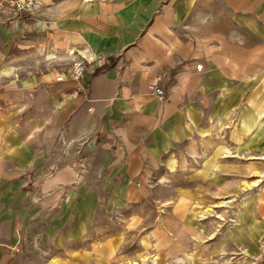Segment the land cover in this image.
Returning a JSON list of instances; mask_svg holds the SVG:
<instances>
[{"label":"crops","instance_id":"obj_1","mask_svg":"<svg viewBox=\"0 0 264 264\" xmlns=\"http://www.w3.org/2000/svg\"><path fill=\"white\" fill-rule=\"evenodd\" d=\"M229 198L256 246L264 0H41L32 20L0 16V264H210L219 245L193 216Z\"/></svg>","mask_w":264,"mask_h":264},{"label":"rangeland","instance_id":"obj_2","mask_svg":"<svg viewBox=\"0 0 264 264\" xmlns=\"http://www.w3.org/2000/svg\"><path fill=\"white\" fill-rule=\"evenodd\" d=\"M257 178L258 177H255V179ZM255 181L256 180L249 183L247 181H244L243 186L247 188L249 185H254ZM260 183L261 182L258 181L256 182V184ZM241 205L242 203H237L231 198L223 199L219 201V203L206 205L205 207L201 208L198 213L194 214L193 219L196 220L197 225L192 228L191 231L197 238V240L201 242L208 241V243L216 242L219 245L216 249L217 252L215 251L216 254H213L214 256L212 257V259L208 260L210 261V264H264V236L257 240L256 246L249 244V247L247 248L241 243V241H246L247 237L254 239L257 234L255 229L251 227L248 228L247 233H244L241 229V222L237 220V217H240L242 214V212L239 211ZM144 211L147 215H150L154 213L155 209L153 207H147L146 209H144ZM244 213L245 211L243 212V214ZM161 214L163 213L161 212ZM177 228L181 232L185 230L183 224H181V226ZM239 237H241V240ZM217 240L219 242H217ZM248 249L253 253H250ZM186 258L187 257L183 255L176 257L175 264H188L186 262ZM135 263L158 264V261L156 257L145 254L144 256L140 255V257L136 256L128 258L125 261H119L116 264ZM21 264L60 263L54 257H50V255H48V252L40 253L37 251H33L31 254L23 256Z\"/></svg>","mask_w":264,"mask_h":264},{"label":"built area","instance_id":"obj_3","mask_svg":"<svg viewBox=\"0 0 264 264\" xmlns=\"http://www.w3.org/2000/svg\"><path fill=\"white\" fill-rule=\"evenodd\" d=\"M39 4V0H0V16L5 21H29L37 13ZM84 68L82 61H72L68 69L70 80L76 83L82 81ZM55 81H62V76L59 73L55 77ZM148 89L157 97H163V91L157 85L151 84Z\"/></svg>","mask_w":264,"mask_h":264},{"label":"bare ground","instance_id":"obj_4","mask_svg":"<svg viewBox=\"0 0 264 264\" xmlns=\"http://www.w3.org/2000/svg\"><path fill=\"white\" fill-rule=\"evenodd\" d=\"M227 154H228V153H227ZM224 203H225V202H224ZM224 203H223V204H224ZM226 203H227V202H226ZM135 264H136V263H135ZM145 264H146V263H145Z\"/></svg>","mask_w":264,"mask_h":264}]
</instances>
